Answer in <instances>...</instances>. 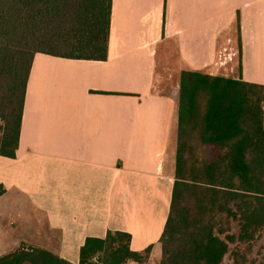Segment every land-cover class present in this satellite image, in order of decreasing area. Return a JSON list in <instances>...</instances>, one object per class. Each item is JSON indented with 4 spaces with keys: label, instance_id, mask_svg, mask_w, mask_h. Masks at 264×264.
Here are the masks:
<instances>
[{
    "label": "crops",
    "instance_id": "1",
    "mask_svg": "<svg viewBox=\"0 0 264 264\" xmlns=\"http://www.w3.org/2000/svg\"><path fill=\"white\" fill-rule=\"evenodd\" d=\"M237 35L242 79L264 85V0H111L104 60L35 53L15 156L0 155V256L39 247L78 264L85 239L108 230L130 233L135 251L158 243L173 80L232 72Z\"/></svg>",
    "mask_w": 264,
    "mask_h": 264
},
{
    "label": "trees",
    "instance_id": "2",
    "mask_svg": "<svg viewBox=\"0 0 264 264\" xmlns=\"http://www.w3.org/2000/svg\"><path fill=\"white\" fill-rule=\"evenodd\" d=\"M110 9L111 0H0V155L15 156L35 53L104 60ZM235 45L227 75L181 69L173 80L174 175L159 264H223L226 255L230 264H264L251 257L264 238V85L242 79L239 35ZM130 238L120 230L87 237L78 264L139 263L152 246L132 250ZM0 264L73 263L30 247Z\"/></svg>",
    "mask_w": 264,
    "mask_h": 264
},
{
    "label": "rangeland",
    "instance_id": "3",
    "mask_svg": "<svg viewBox=\"0 0 264 264\" xmlns=\"http://www.w3.org/2000/svg\"><path fill=\"white\" fill-rule=\"evenodd\" d=\"M160 256H161V248H160V243L158 242L151 247L150 251L147 254V257H145L139 263L134 262L130 264H159ZM251 257L255 259L257 263L264 262V238L258 239L256 241L255 246L253 247L252 250ZM223 264H230L228 255H226L223 258Z\"/></svg>",
    "mask_w": 264,
    "mask_h": 264
},
{
    "label": "built area",
    "instance_id": "4",
    "mask_svg": "<svg viewBox=\"0 0 264 264\" xmlns=\"http://www.w3.org/2000/svg\"><path fill=\"white\" fill-rule=\"evenodd\" d=\"M224 50H225V49H224ZM224 58H225V57H223V59H224ZM93 260H94V261H97V260H96V257H93Z\"/></svg>",
    "mask_w": 264,
    "mask_h": 264
}]
</instances>
